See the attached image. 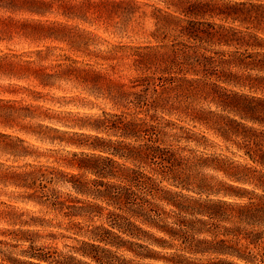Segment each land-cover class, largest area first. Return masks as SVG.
Instances as JSON below:
<instances>
[{"label":"clouds","instance_id":"obj_1","mask_svg":"<svg viewBox=\"0 0 264 264\" xmlns=\"http://www.w3.org/2000/svg\"><path fill=\"white\" fill-rule=\"evenodd\" d=\"M0 264H264V0H0Z\"/></svg>","mask_w":264,"mask_h":264}]
</instances>
